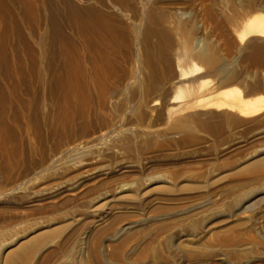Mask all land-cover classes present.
Listing matches in <instances>:
<instances>
[{
	"label": "bare ground",
	"instance_id": "bare-ground-1",
	"mask_svg": "<svg viewBox=\"0 0 264 264\" xmlns=\"http://www.w3.org/2000/svg\"><path fill=\"white\" fill-rule=\"evenodd\" d=\"M253 117L264 0H0V264H264V154L144 155Z\"/></svg>",
	"mask_w": 264,
	"mask_h": 264
},
{
	"label": "rangeland",
	"instance_id": "rangeland-1",
	"mask_svg": "<svg viewBox=\"0 0 264 264\" xmlns=\"http://www.w3.org/2000/svg\"><path fill=\"white\" fill-rule=\"evenodd\" d=\"M228 121L229 120H226V119H221V121L220 120L212 121V123L214 125L211 123V126H214V127L211 129V131H209V132L213 131L212 133H210L211 135H209V136H208V133H209L208 131H205V132H208V133H205L204 131L199 132V131L192 130L191 132H189L188 136H187V134L185 135L187 137L183 136L182 142L181 141L174 142V141H170L167 139H159V140L157 139V141L154 140L153 146L150 147V145L152 144L151 143L150 145L147 146V148H145V154L144 155H146V152L148 154H151L153 151L152 155H154V154L157 156L162 155L160 157L162 159L163 157L165 158L167 155H169V156H167L166 158L173 157V156L176 158H179L178 156L180 154L181 155L185 154V156H187V158H188V165H187L188 169H187V171L190 170L188 172H191V175H192V177L189 176L191 178L190 180L194 179V177H195V181H198V182L203 183V184H204L205 180L207 181V179H208V181L210 179L211 180L214 179L212 181L210 180L212 182V185H213V182L215 183L216 180H219L218 182H220V179H218L219 177L222 178L221 182H223L222 180L224 179V176L228 177V175H229V177H231V178L225 177L228 180H231L232 178L235 179L234 177H236V179H240V177L242 175L247 174L246 173L247 170L245 172L240 171V172H238V174H234L235 176L234 175L231 176L230 175L231 173H229V172H227L228 173V175H227L226 171H229L230 169L233 168L234 164L232 165V163H234V161H235L234 167H242L248 161L255 158L259 153L264 154V118L253 117V119L250 118L249 120L247 119L246 121L241 122L242 124L237 122V121L236 122L238 124H235L236 122H232L231 120L229 122ZM247 121H248V123H247ZM216 126L220 131L217 130ZM160 130H164V127H160L159 131ZM216 131H219L218 134ZM214 133H216V134H214ZM148 149H150V151H147ZM143 152H144V150H143ZM166 153H169V154L164 156V154H166ZM158 154H161V155H158ZM171 154L172 155L177 154V155L172 156ZM244 160H245V162H244ZM236 161H238V162H236ZM229 164L232 167L230 169H229V167H230ZM226 168L228 170H226ZM209 170H211V171H209ZM248 172L250 173V175L248 173L246 176H242L241 179L242 178L246 179L248 177L251 178L254 176H258V174H261L258 171H256V172L255 171L254 172L248 171ZM254 173H256V175ZM188 175H190V173H188L187 176ZM196 177H198V178L196 179ZM206 181H205V185H207V187H209V188H213L214 185L219 184L216 181L217 184H214L212 186L210 184L211 183L210 181H209L210 183L208 181L207 182ZM225 181H226V179H225ZM208 184H210L211 187L208 186ZM0 239H1V237H0ZM0 243H1V240H0Z\"/></svg>",
	"mask_w": 264,
	"mask_h": 264
}]
</instances>
